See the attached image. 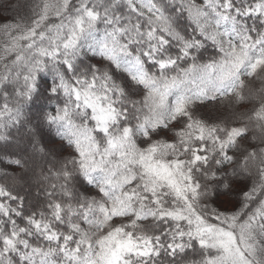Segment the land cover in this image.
Wrapping results in <instances>:
<instances>
[{"label": "trees", "instance_id": "1", "mask_svg": "<svg viewBox=\"0 0 264 264\" xmlns=\"http://www.w3.org/2000/svg\"><path fill=\"white\" fill-rule=\"evenodd\" d=\"M0 264H264V0H0Z\"/></svg>", "mask_w": 264, "mask_h": 264}, {"label": "rangeland", "instance_id": "2", "mask_svg": "<svg viewBox=\"0 0 264 264\" xmlns=\"http://www.w3.org/2000/svg\"><path fill=\"white\" fill-rule=\"evenodd\" d=\"M97 119L101 123L102 128L106 127L109 122L110 115L106 110L101 109L97 114ZM37 122V121H36ZM49 134L46 130L37 124L36 126H30L27 131L22 135L20 140L16 139L14 153L20 157L25 164V179L20 180L21 191L24 196L28 198H38L49 194L44 191V187L57 188L62 187L60 179L62 174H56L52 171V164L54 162L49 144H46L45 138ZM13 151V149H12ZM155 167H152L154 169ZM49 170L46 174H41V171ZM155 170V169H154ZM171 171H164V176L169 177ZM232 185V181L230 182ZM62 192V190H61ZM221 245L227 248L232 253L239 252L241 247L234 237L225 236L221 241Z\"/></svg>", "mask_w": 264, "mask_h": 264}]
</instances>
